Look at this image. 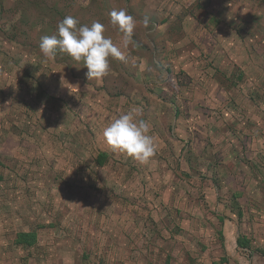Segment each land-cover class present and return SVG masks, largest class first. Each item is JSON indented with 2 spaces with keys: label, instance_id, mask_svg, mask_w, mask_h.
Returning a JSON list of instances; mask_svg holds the SVG:
<instances>
[{
  "label": "rangeland",
  "instance_id": "374dc122",
  "mask_svg": "<svg viewBox=\"0 0 264 264\" xmlns=\"http://www.w3.org/2000/svg\"><path fill=\"white\" fill-rule=\"evenodd\" d=\"M120 9L138 22L127 47ZM67 16L101 23L126 59L97 81L44 57ZM133 109L157 144L147 164L103 136ZM167 224L173 251L179 236L205 252L195 233L225 224L264 245V0H0V264H125ZM35 229L40 246L15 244Z\"/></svg>",
  "mask_w": 264,
  "mask_h": 264
},
{
  "label": "clouds",
  "instance_id": "9594fccd",
  "mask_svg": "<svg viewBox=\"0 0 264 264\" xmlns=\"http://www.w3.org/2000/svg\"><path fill=\"white\" fill-rule=\"evenodd\" d=\"M149 22L147 17L142 21L145 27ZM110 23L123 34V45L127 47L138 23L136 18L126 9L113 10ZM78 24L76 18L65 17L58 24V35L41 37L40 51L48 59H54L59 51L67 53L77 62L83 61L88 69L87 78L99 81L109 72L110 58L124 61L126 57L110 38L104 36L105 29L101 23L93 22L91 26ZM139 116L138 109L121 114L104 128L103 136L113 150L147 164L155 155L157 144L150 134L149 124Z\"/></svg>",
  "mask_w": 264,
  "mask_h": 264
},
{
  "label": "crops",
  "instance_id": "0c3cea01",
  "mask_svg": "<svg viewBox=\"0 0 264 264\" xmlns=\"http://www.w3.org/2000/svg\"><path fill=\"white\" fill-rule=\"evenodd\" d=\"M150 12V15H152V12L154 11L150 10ZM190 226L191 225L188 224L186 227L189 228ZM159 227L160 228L154 227L155 230H153V232L156 231V235L154 236V238L150 239V242L146 243V246L144 248L141 247L140 250H138L137 247H133L135 248V250H133V252H130V255L127 257V259H125V264H177L179 263L178 257L180 254H182L183 256H187L186 254H193L194 258H198V260H201L204 264H264V245H262V243L255 244L257 249H252L254 248L252 244L241 245L239 234L234 235L232 232V224H225L219 228L220 239L217 240H213L210 237L203 238L202 236L195 233V236H197L198 238L197 240H201L200 247H204L206 250L205 252H202V250H200L197 245L193 244V241H186L184 238L180 239L179 236L176 237L178 240L176 245H178L179 243L181 248L173 251V246L171 244H174V242H171L168 238V230L171 232V227L169 226V224L165 226L160 225ZM198 228L201 229L202 226L200 224H192L193 232L200 231ZM158 231L164 233L163 235L165 236V240L159 237ZM19 236H21V239L15 242L18 247L36 248L37 246H40V239H38L36 229L34 231H23ZM24 236H27V238H25ZM191 251L192 253H189ZM1 252L5 253L4 250H2ZM1 258L4 257H0V259ZM47 258V255L42 257L33 255L31 257V259H35V261L38 259ZM81 258L82 262H78V259H75L74 264H88V258L84 256H82ZM161 260H165L164 263H162ZM22 261H24V259ZM10 264H15V262H12ZM18 264L24 263L21 262ZM115 264L122 263L116 262Z\"/></svg>",
  "mask_w": 264,
  "mask_h": 264
},
{
  "label": "trees",
  "instance_id": "16d2710c",
  "mask_svg": "<svg viewBox=\"0 0 264 264\" xmlns=\"http://www.w3.org/2000/svg\"><path fill=\"white\" fill-rule=\"evenodd\" d=\"M25 238H27V236H24Z\"/></svg>",
  "mask_w": 264,
  "mask_h": 264
}]
</instances>
